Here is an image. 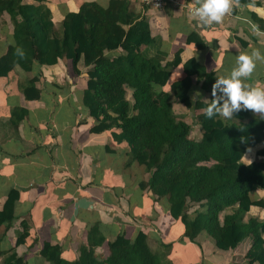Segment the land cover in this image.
Instances as JSON below:
<instances>
[{"label":"trees","instance_id":"trees-1","mask_svg":"<svg viewBox=\"0 0 264 264\" xmlns=\"http://www.w3.org/2000/svg\"><path fill=\"white\" fill-rule=\"evenodd\" d=\"M248 2L240 0V4ZM3 15L12 21L15 42L0 56V78L12 70L23 72L26 76L18 81V88L26 100H37L39 76L31 75L35 65L70 60L75 73L77 65H83L87 82L82 105L94 120L90 132H108L114 142L126 145L127 163L137 162L148 173L140 187L158 199L166 198L170 215L184 227L183 236L193 242L205 233L222 250L248 238V261L264 264V219L245 220L251 206L264 207L263 199L253 198L257 188L264 190V149L256 151L262 158L243 161L244 154L262 142L264 121L243 106L231 119L206 118L204 109L213 99L216 81L213 71L193 57L181 63L180 50L171 59L166 53L151 52L157 42L148 22L127 0H110L106 8L84 2L78 11L67 12L58 26L44 0H0ZM187 42L204 47L196 33ZM179 64L184 76L169 84L171 70ZM193 78L202 80L206 96V100L196 97L195 104L190 95ZM217 96L224 94L217 89ZM175 104L189 111L200 136L196 138L192 124L174 113ZM17 108L10 124H18L27 114ZM19 198L20 192L10 189L0 208L1 264H27L15 251L29 233L26 218L20 222L14 245L6 242L7 231L18 217ZM105 242L107 254L101 257L95 249ZM61 250L57 243L46 241L39 255L47 264H171L165 252L151 250L143 232L133 239L118 234L106 241L96 225L88 230L87 243L79 245L75 258L65 257Z\"/></svg>","mask_w":264,"mask_h":264},{"label":"crops","instance_id":"crops-1","mask_svg":"<svg viewBox=\"0 0 264 264\" xmlns=\"http://www.w3.org/2000/svg\"><path fill=\"white\" fill-rule=\"evenodd\" d=\"M109 1L44 0L56 26L67 12L78 11L84 2H96L106 8ZM177 1L162 9L130 1L135 12L148 22L150 34L157 42L151 52L166 53L171 59L180 50L181 63L193 57L207 71H213L215 79L230 76L239 54L253 49L264 53V0H249L221 24L212 26L198 24L179 5L194 0ZM253 15L262 21L259 23ZM242 18L258 25L259 33H254ZM12 30L10 17L1 16L0 56L15 42ZM191 33L203 40V48L187 42ZM58 69L51 83L45 75L51 79L49 73ZM77 69V73L72 72L70 60H59L50 66L35 65L31 75L39 76L37 100H26L18 88V81L26 76L23 72L12 70L0 78V129L8 121L13 104L27 110L18 124H11L16 136L0 141V208L10 189L20 192L15 205L18 217L7 231L6 242L14 245L23 219L30 225L25 242L15 246L16 253L27 264H47L39 251L44 242L50 241L62 248L65 257L75 258L79 245L87 243L88 230L96 225L106 241L118 234L133 239L143 232L151 250L165 252L171 264H258L250 263L246 256L251 247L248 238L233 249L222 250L205 233H200L193 242L183 236L184 227L170 215L166 198L158 199L148 188L140 187V181L146 180L148 173L137 162L127 163L126 145L114 142L108 132H90L94 120L82 105L87 80L80 79L87 76V68L78 64ZM183 76L179 64L171 70L168 83ZM63 79L67 82L61 85ZM201 83V79L193 78L190 95L199 92L201 95L197 97L206 100ZM245 83L264 88V62H257L256 70ZM248 112L264 121L261 114ZM193 132L196 138L200 136L198 126ZM258 149H264V137L244 154L243 161L262 158L257 156ZM124 170L129 171L127 176L122 175ZM116 175L122 180L118 181ZM255 192L264 200V190L257 188ZM248 217L263 220L264 207L251 206L245 220ZM95 251L105 256L106 242Z\"/></svg>","mask_w":264,"mask_h":264},{"label":"clouds","instance_id":"clouds-1","mask_svg":"<svg viewBox=\"0 0 264 264\" xmlns=\"http://www.w3.org/2000/svg\"><path fill=\"white\" fill-rule=\"evenodd\" d=\"M196 6L191 10V17L200 25H219L224 18L231 15L237 8L241 7L240 0H194ZM248 23L254 33H259V26L247 18H242ZM17 54L23 57L20 50ZM264 62V53L259 49H253L250 53L239 54L236 58V67L233 68L229 77H218L211 88L213 99L204 109L206 118L221 117L231 119L233 113L241 109L251 110L254 114H261L264 118V88L253 87L245 81L249 80L257 67V62ZM243 78V79H242ZM221 85L223 87L221 88ZM217 89L227 97L217 96ZM195 92L192 102L195 104ZM223 99V103L220 101Z\"/></svg>","mask_w":264,"mask_h":264},{"label":"rangeland","instance_id":"rangeland-1","mask_svg":"<svg viewBox=\"0 0 264 264\" xmlns=\"http://www.w3.org/2000/svg\"><path fill=\"white\" fill-rule=\"evenodd\" d=\"M117 52H113V53H108L107 55H109V56H112V55H114V54H116ZM59 73V69L57 70V71H51V73H49V75H50V77H52L51 79H49L48 78V76L47 75H45L46 76V79H48L51 83H54V80L56 79L55 78V76L54 75H56L55 73ZM61 72H63V70L61 69ZM73 72V71H72ZM87 73V72H86ZM52 79H54V80H52ZM80 79H82V80H87V76L85 75H82V76H80ZM67 81L65 80V82H64V79L63 80H60V84L61 85H63V84H65ZM83 82V81H82ZM68 84V83H67ZM16 105L15 104H13V106H12V108H10V114H9V116H8V121H6L5 123H3V130L5 129V131L7 132H5V134L3 133V130H1L0 129V135L2 134V136H0V141H5L8 137L10 138V137H15L16 136V134H15V127L14 126H12L10 123H9V120H10V118L12 117V111H13V109H18L17 107H15ZM174 113L177 115V116H179V119H181V120H183V121H186L187 123H189V124H192V123H194V119L191 117V115H190V113H189V111L184 107V106H182V105H180V104H175L174 105ZM192 130H195L196 131V126H195V124H192ZM4 134V135H3ZM199 136V135H198ZM196 137V136H195ZM128 170V169H127ZM127 170H124V173L122 174V175H128V173H129V171H127ZM117 176V178H118V181H120V180H122V177H120L119 175H116ZM115 176V177H116ZM148 178V177H147ZM107 179H108V177H107ZM126 179H127V177H126ZM253 198H258V196H257V194H256V192H255V194H253ZM189 214H191V213H193V208H190L189 209V212H188ZM192 215V214H191Z\"/></svg>","mask_w":264,"mask_h":264},{"label":"built area","instance_id":"built-area-1","mask_svg":"<svg viewBox=\"0 0 264 264\" xmlns=\"http://www.w3.org/2000/svg\"><path fill=\"white\" fill-rule=\"evenodd\" d=\"M132 2H139L150 8L162 9L167 3H179L177 0H127ZM183 11L191 17V10L195 5L194 2H185L179 4Z\"/></svg>","mask_w":264,"mask_h":264}]
</instances>
